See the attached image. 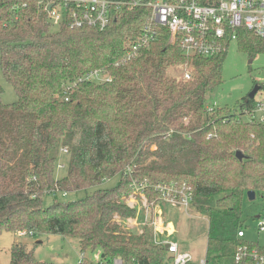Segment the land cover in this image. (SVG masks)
Returning a JSON list of instances; mask_svg holds the SVG:
<instances>
[{"label": "trees", "instance_id": "1", "mask_svg": "<svg viewBox=\"0 0 264 264\" xmlns=\"http://www.w3.org/2000/svg\"><path fill=\"white\" fill-rule=\"evenodd\" d=\"M148 17L145 7L115 5L104 29L73 28L70 20L56 27L39 0H0V65L18 95L5 103L0 84V234L77 238L82 252H102L101 264L118 256L125 264H164V245L154 244L147 231L123 228L122 220L137 215L125 198L137 182L146 184L149 201L161 204L158 184L186 182L193 206L210 220V261L235 264L241 202L248 190L264 191V122L242 118L255 98L242 101L240 114L207 112L228 51L190 57L165 32L116 66ZM238 34L251 57L264 51L254 32L240 28ZM183 63L194 67L191 80L167 74ZM97 69L112 79L88 80ZM63 146L70 150L68 171L57 178ZM117 174L118 184L100 186ZM89 189L79 199L58 198ZM8 264L51 263L17 242ZM83 264L99 263L84 257Z\"/></svg>", "mask_w": 264, "mask_h": 264}, {"label": "built area", "instance_id": "2", "mask_svg": "<svg viewBox=\"0 0 264 264\" xmlns=\"http://www.w3.org/2000/svg\"><path fill=\"white\" fill-rule=\"evenodd\" d=\"M49 12L54 26H59L65 20H70L73 28L97 27L106 28L111 21L112 7L115 5L145 7L149 17L142 28L140 36L128 43L124 56L115 62L116 66L129 63L140 56L142 50L150 47L165 32L169 34V42L178 44L187 56L215 57L228 51L232 41L238 42L240 28L248 29L259 36L264 46V0H39ZM52 5L51 9L48 7ZM185 71L181 77L189 81L193 77L194 67L183 63ZM88 80L109 81L111 75L106 70L97 69L89 73ZM68 99V98H67ZM218 106H208L207 112L214 114ZM260 113V114H259ZM245 116L253 122H264V103L255 101V106L246 111ZM145 185L133 183L132 195L145 194ZM156 189L162 193L164 201L189 211L193 205V188L190 184L172 183L158 184ZM131 195V196H132ZM162 204H157V215L160 219L164 213ZM257 229L264 231V214H258ZM148 217L144 220L147 223ZM159 219L153 220L155 235L153 243L164 245L168 257L164 264H212L208 255L196 257L190 251L182 250L176 241L165 240L160 232L170 233L168 223L159 228ZM19 235H31L25 230H19ZM245 228L237 232L239 242L233 254L235 264H264V247L259 240L246 239ZM96 263H104L102 252L94 251ZM83 256L77 264H83ZM108 264H125L122 257H114Z\"/></svg>", "mask_w": 264, "mask_h": 264}, {"label": "rangeland", "instance_id": "3", "mask_svg": "<svg viewBox=\"0 0 264 264\" xmlns=\"http://www.w3.org/2000/svg\"><path fill=\"white\" fill-rule=\"evenodd\" d=\"M56 29V28H55ZM252 59V62L250 60ZM185 71L184 66H172L167 70L169 76L182 80ZM0 84L3 86L2 99L5 103H12L18 100V95L14 86L4 77L0 65ZM255 85L260 89L255 95V100L264 103V51L254 56H250L244 51L237 41H232L229 45L228 53L225 56L223 64L222 83L217 89L209 93L207 98V107L218 106L219 114H226L229 111L240 114V105L253 90ZM217 113V114H218ZM260 114V113H259ZM243 119L248 117L242 114ZM58 164L56 175L60 178L68 171V162L70 150L69 146H63L58 154ZM129 173L132 169L129 168ZM120 174L106 179L102 188L112 187L118 184ZM93 189L78 190L65 193H59L58 198L61 200H75L91 193ZM52 197L46 198L47 202L52 201ZM125 202L130 207L137 208V215L127 220H122L123 228L135 233L147 231L152 241L156 234L153 220L160 219L157 215L159 207L154 201H149L146 194L138 193L125 198ZM162 212L166 219L173 223L176 228L174 235L165 236L168 240L177 241L182 250H189L197 257L205 256L208 248L209 217L200 213L195 206H191L189 211H185L178 206L162 201ZM241 221L246 232V239L251 241L259 240L264 247V231H258L257 218L258 214H264V191H257L255 199H250L245 193L241 202ZM143 217V218H142ZM148 217L147 223L144 220ZM147 230H144L146 225ZM26 245L28 250L33 249L35 258L39 261L51 264H77L83 256L89 257L92 261L95 254L90 249L82 252L81 244L77 238L68 237L60 234H41V235H19V232H3L0 234V264H8L12 257V247L15 243Z\"/></svg>", "mask_w": 264, "mask_h": 264}, {"label": "water", "instance_id": "4", "mask_svg": "<svg viewBox=\"0 0 264 264\" xmlns=\"http://www.w3.org/2000/svg\"><path fill=\"white\" fill-rule=\"evenodd\" d=\"M52 5H50L48 7V9H51ZM250 62H252V59L250 60ZM260 89L259 85H255L253 90L249 93V95L247 96V98H245V101H249L250 99L255 98V95L257 93V91ZM236 155L239 159H242L244 157V154L241 151H237ZM247 195L249 196L250 199H255L256 197V191L255 190H248L247 191Z\"/></svg>", "mask_w": 264, "mask_h": 264}, {"label": "crops", "instance_id": "5", "mask_svg": "<svg viewBox=\"0 0 264 264\" xmlns=\"http://www.w3.org/2000/svg\"><path fill=\"white\" fill-rule=\"evenodd\" d=\"M180 208V207H179ZM165 223H168V228L170 229V233H167V232H160L161 234H160V237H162L163 239H165V240H168L165 236H167V235H174L175 233H176V228H175V226L173 225V223L172 222H170V221H168L167 219H166V215L164 214L163 215V217H161V219H159V222L157 223V225H158V227L159 228H164L165 227ZM174 233V234H173ZM169 241H174V240H169ZM177 242V241H176ZM187 251H189V250H187ZM191 252V251H190ZM192 254H194L193 252H191ZM195 255V254H194ZM196 256V255H195ZM197 257V256H196ZM202 257V256H201Z\"/></svg>", "mask_w": 264, "mask_h": 264}]
</instances>
